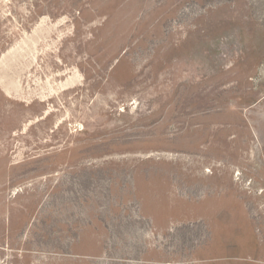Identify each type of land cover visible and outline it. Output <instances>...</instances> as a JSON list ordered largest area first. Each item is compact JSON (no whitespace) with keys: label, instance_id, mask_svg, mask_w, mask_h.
<instances>
[{"label":"rangeland","instance_id":"374dc122","mask_svg":"<svg viewBox=\"0 0 264 264\" xmlns=\"http://www.w3.org/2000/svg\"><path fill=\"white\" fill-rule=\"evenodd\" d=\"M0 264H264V0H0Z\"/></svg>","mask_w":264,"mask_h":264}]
</instances>
